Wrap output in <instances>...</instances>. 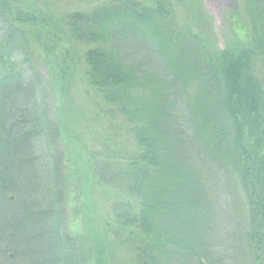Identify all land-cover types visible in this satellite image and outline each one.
Wrapping results in <instances>:
<instances>
[{"label":"trees","instance_id":"obj_1","mask_svg":"<svg viewBox=\"0 0 264 264\" xmlns=\"http://www.w3.org/2000/svg\"><path fill=\"white\" fill-rule=\"evenodd\" d=\"M199 2L106 0L50 22L0 0V264H109L106 233L133 264H264V0L230 16L224 48ZM68 41L99 114L122 118L94 155L61 115ZM89 186L110 211L85 234Z\"/></svg>","mask_w":264,"mask_h":264},{"label":"rangeland","instance_id":"obj_2","mask_svg":"<svg viewBox=\"0 0 264 264\" xmlns=\"http://www.w3.org/2000/svg\"><path fill=\"white\" fill-rule=\"evenodd\" d=\"M22 6L28 7L32 4L38 7L46 18L50 22H59V20L70 11L74 10H86L94 6L100 5L106 0H22ZM191 1V0H186ZM199 6L202 12H206L211 17L214 32L217 36L218 48H224L227 44V37L231 38L233 33L234 23L230 16L235 13L238 17H243L247 22V14L245 7V0H199ZM207 24V23H206ZM211 28V29H212ZM63 46H70L73 52V60L70 70V76L68 78L67 94L63 98L62 104V117L66 123L69 137L76 141L78 146L84 145L89 148L90 152L94 155L96 151L102 152L104 145L109 146L112 143V136L107 132V128L111 130L112 125L118 126L122 122V118L111 121L107 117L100 115L99 112L106 114L105 110L100 107V99L95 95L93 90L89 87L84 79L83 75V47L77 43L68 41ZM37 69L41 72L42 77L45 79L47 85V78L50 76V72L43 63H37ZM46 104L49 109L51 117H55L56 110L54 105H58V101L54 95L48 92ZM105 111V112H104ZM112 131V130H111ZM127 146L133 144L131 138L125 137ZM123 139V140H124ZM61 151L68 153L67 161L72 157L69 154V148L66 144L59 143L58 145ZM69 168V165H68ZM74 189L77 186L73 187ZM88 190L91 193L89 212V226H85L81 220L80 228L85 234L91 230L103 231L105 222L109 216V205L105 201L102 195L95 190L92 191L89 186ZM93 192V194H92ZM74 201L72 206L67 211L68 220L72 222L74 220L76 205ZM82 218V217H81ZM83 219V218H82ZM107 238V247L109 252V264H133L131 257L128 255L126 249L119 245L116 241L110 237L108 233L105 234ZM80 243L86 240L85 235L80 236ZM110 241V243H109Z\"/></svg>","mask_w":264,"mask_h":264}]
</instances>
